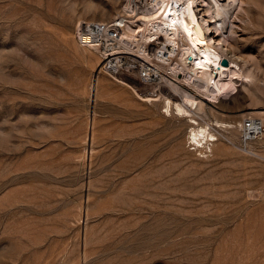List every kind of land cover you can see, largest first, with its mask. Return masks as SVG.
<instances>
[{
	"label": "rangeland",
	"instance_id": "obj_1",
	"mask_svg": "<svg viewBox=\"0 0 264 264\" xmlns=\"http://www.w3.org/2000/svg\"><path fill=\"white\" fill-rule=\"evenodd\" d=\"M123 2L0 0V264H264V137L251 156L220 132L228 152L202 159L184 123L125 89L91 101L76 16L107 22ZM233 17L231 52L263 71L264 0ZM247 88L227 112L248 108Z\"/></svg>",
	"mask_w": 264,
	"mask_h": 264
},
{
	"label": "bare ground",
	"instance_id": "obj_2",
	"mask_svg": "<svg viewBox=\"0 0 264 264\" xmlns=\"http://www.w3.org/2000/svg\"><path fill=\"white\" fill-rule=\"evenodd\" d=\"M243 4L256 5L257 0H124L107 22L77 14L71 45L75 55L96 65L88 83L91 101L102 92L113 95L116 90L112 93L110 87L125 89L127 99L158 107L162 117L184 123L185 143L202 159L214 153L225 156L228 147H223L220 132L241 136L247 121L261 125L263 138L264 93L253 74L262 71L261 65L249 56L251 69H246L244 58L231 52V18ZM93 22L112 25L116 38L93 39L84 31ZM223 60L227 66L221 65ZM163 65L167 67L162 70ZM106 77L114 82L106 83ZM143 83L153 84L154 91L141 94L138 87ZM250 85L253 89L247 88ZM167 86L169 91H164ZM241 86L247 88L248 108L232 115L226 111L231 109L227 101ZM94 117V111L87 114V154L93 152ZM83 151L86 154V148Z\"/></svg>",
	"mask_w": 264,
	"mask_h": 264
},
{
	"label": "built area",
	"instance_id": "obj_3",
	"mask_svg": "<svg viewBox=\"0 0 264 264\" xmlns=\"http://www.w3.org/2000/svg\"><path fill=\"white\" fill-rule=\"evenodd\" d=\"M85 32H90L93 39L100 40L102 38H107L109 40H114L116 38L115 28L107 23L93 22L89 27L84 28ZM246 131H244L240 137V141L237 143L239 148L246 154L251 156H258V148L255 147L256 144L262 139V128L260 124L253 127L250 121L246 122Z\"/></svg>",
	"mask_w": 264,
	"mask_h": 264
},
{
	"label": "water",
	"instance_id": "obj_4",
	"mask_svg": "<svg viewBox=\"0 0 264 264\" xmlns=\"http://www.w3.org/2000/svg\"><path fill=\"white\" fill-rule=\"evenodd\" d=\"M221 65H223V66H227V65H228V62H227L226 60H223V61L221 62Z\"/></svg>",
	"mask_w": 264,
	"mask_h": 264
}]
</instances>
